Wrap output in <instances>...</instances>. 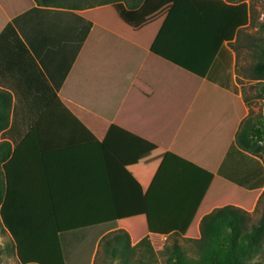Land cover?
Listing matches in <instances>:
<instances>
[{"label":"crops","instance_id":"obj_1","mask_svg":"<svg viewBox=\"0 0 264 264\" xmlns=\"http://www.w3.org/2000/svg\"><path fill=\"white\" fill-rule=\"evenodd\" d=\"M155 3L135 11L109 5L92 20L87 10L37 3L10 18L0 6V89L12 96L0 142L11 145L10 170L21 190L54 185L95 194L99 179L126 175L135 160L132 169L152 177L146 163L161 161L167 145L202 168L219 160L215 174L244 190L264 189L263 162L235 141L247 113L234 52L222 45L194 95L196 77L153 52ZM172 45L157 50L175 53ZM57 98L79 123L45 122L30 136Z\"/></svg>","mask_w":264,"mask_h":264},{"label":"trees","instance_id":"obj_2","mask_svg":"<svg viewBox=\"0 0 264 264\" xmlns=\"http://www.w3.org/2000/svg\"><path fill=\"white\" fill-rule=\"evenodd\" d=\"M150 2H156L160 11L153 52L196 77L195 95L222 45L231 43L249 23L246 0H0V6L10 18L37 3L87 10L85 14L92 20V13L104 12L109 5L123 9L126 3L129 11H135ZM168 43L173 44L175 53L157 50ZM258 57L252 81H264V47ZM11 107V94L0 89V133L9 126ZM45 122L79 123L59 98L29 135L33 136ZM252 128V119L245 116L235 141L242 150L259 156L264 151V138L260 132L253 133ZM168 147L155 166L153 162L146 163L155 173L152 177H145L142 167L132 169L140 165L136 160L125 162L126 175L113 181L99 179L95 194H89L60 191L54 185L46 191L21 190L10 170L11 145L0 142V217L15 244L19 263L65 264L62 233L116 224L118 229L100 243L104 253L99 259L107 264L119 257L127 263L135 246L147 244L149 234L197 240L202 254L200 264H264L257 258L264 249V219L251 229H247L246 221L260 192L244 190L218 177L215 170L219 160L202 168L169 153ZM110 181L114 183L112 191ZM132 243L136 245L132 247ZM219 247L222 252L215 254ZM168 263L195 264L177 245Z\"/></svg>","mask_w":264,"mask_h":264},{"label":"rangeland","instance_id":"obj_3","mask_svg":"<svg viewBox=\"0 0 264 264\" xmlns=\"http://www.w3.org/2000/svg\"><path fill=\"white\" fill-rule=\"evenodd\" d=\"M228 1V0H221ZM250 12V21L242 28L231 43H226L228 49L232 50L236 58V74L238 83V94L244 101L247 116L252 119V131L260 132L264 138V81L250 80L253 68L259 61V52L264 47V0H246ZM6 134L0 135V140ZM207 144V140H201ZM264 148V141L261 143ZM204 152L202 147L200 154ZM264 164V151L257 156ZM260 162V161H259ZM263 172V170H262ZM262 176V175H261ZM264 176V175H263ZM261 197L255 209L246 216L247 229H251L264 219V189H261ZM116 224H102L92 228L71 231L60 235L61 246L65 258V264H107L99 257L103 256L104 246L101 240L104 236L116 231ZM147 244L132 243L134 250L130 260L118 258L113 264H169L172 257L174 245L181 248L185 256L195 264H200L202 257L197 247V240L182 236L171 235L166 238L155 234H149ZM222 248L217 249V253ZM258 260L264 261V249L258 255ZM0 264H20L16 256L15 244L5 229L0 217Z\"/></svg>","mask_w":264,"mask_h":264},{"label":"built area","instance_id":"obj_4","mask_svg":"<svg viewBox=\"0 0 264 264\" xmlns=\"http://www.w3.org/2000/svg\"><path fill=\"white\" fill-rule=\"evenodd\" d=\"M161 237V236H160ZM163 238H165V237H163Z\"/></svg>","mask_w":264,"mask_h":264}]
</instances>
